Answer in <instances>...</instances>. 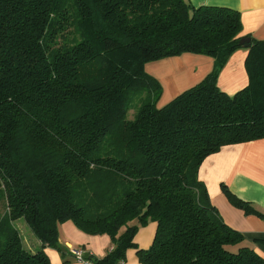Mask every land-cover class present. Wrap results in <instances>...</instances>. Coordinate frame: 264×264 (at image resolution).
<instances>
[{"label":"trees","instance_id":"obj_1","mask_svg":"<svg viewBox=\"0 0 264 264\" xmlns=\"http://www.w3.org/2000/svg\"><path fill=\"white\" fill-rule=\"evenodd\" d=\"M242 30L238 11L188 0H0V264H51L47 248L70 263L58 244L66 222L111 238L103 258L80 249L85 264H123L130 249L141 264H264L199 178L223 147L264 139V41L244 37L246 48ZM241 49L249 84L230 96L218 79ZM186 53L214 68L159 108L145 66ZM149 222L143 250L134 240Z\"/></svg>","mask_w":264,"mask_h":264},{"label":"crops","instance_id":"obj_2","mask_svg":"<svg viewBox=\"0 0 264 264\" xmlns=\"http://www.w3.org/2000/svg\"><path fill=\"white\" fill-rule=\"evenodd\" d=\"M191 6L226 7L241 14L243 30L240 37H251L264 41V0H188ZM248 50L241 49L232 55L218 79L219 88L233 96L249 84L246 71ZM214 60L203 55L186 53L179 57L167 58L145 66L148 75L162 86L158 103L163 108L185 91L201 83L213 70ZM199 178L208 191L210 201L224 222L240 232L245 243L264 258V220L246 216L230 204L221 186L226 185L240 199L252 203L264 213V139L244 144L223 147L220 152L209 156L202 164ZM59 246L70 263L85 264L74 259L71 249H82L86 254L103 258L112 249L111 238L107 235L91 236L80 231L72 222L59 226ZM156 224L149 222L141 227L135 237L140 249L148 250L154 241ZM33 248L40 243L29 237ZM51 264H64L61 251L47 248ZM135 249L127 252L123 264H141Z\"/></svg>","mask_w":264,"mask_h":264},{"label":"rangeland","instance_id":"obj_3","mask_svg":"<svg viewBox=\"0 0 264 264\" xmlns=\"http://www.w3.org/2000/svg\"><path fill=\"white\" fill-rule=\"evenodd\" d=\"M140 105H141V103H140V101H139V98H137L136 100H135V103L133 104V106H134V108L130 111V113L128 114V120L129 121H131V120H133L134 119V115H135V113L138 111V109H139V107H140ZM5 210H6V206H5V201L4 200H2V199H0V215L2 216V214H4V212H5ZM16 227L17 226H19V224H17V225H15ZM20 229H21V233H22V235H23V238H24V240H25V242H26V244H29V235L28 234H25V226L23 225V223L22 224H20ZM29 246H31V244L30 245H28V247ZM233 250H236L235 248H233Z\"/></svg>","mask_w":264,"mask_h":264},{"label":"built area","instance_id":"obj_4","mask_svg":"<svg viewBox=\"0 0 264 264\" xmlns=\"http://www.w3.org/2000/svg\"><path fill=\"white\" fill-rule=\"evenodd\" d=\"M72 254L77 258L79 262H84L83 252L80 249H71Z\"/></svg>","mask_w":264,"mask_h":264},{"label":"water","instance_id":"obj_5","mask_svg":"<svg viewBox=\"0 0 264 264\" xmlns=\"http://www.w3.org/2000/svg\"><path fill=\"white\" fill-rule=\"evenodd\" d=\"M241 44L246 46V48L251 47V39L250 38H244L241 40Z\"/></svg>","mask_w":264,"mask_h":264}]
</instances>
